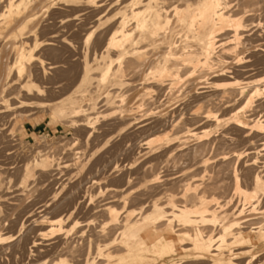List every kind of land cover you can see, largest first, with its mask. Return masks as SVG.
Wrapping results in <instances>:
<instances>
[{"label": "bare ground", "instance_id": "bare-ground-1", "mask_svg": "<svg viewBox=\"0 0 264 264\" xmlns=\"http://www.w3.org/2000/svg\"><path fill=\"white\" fill-rule=\"evenodd\" d=\"M263 10L264 0H0V118L5 119L9 117L8 115L10 114V112H14V110L33 106L35 103H38L36 101V98L45 96V90L43 89V91L42 88L40 89V87H38L39 85L36 83L38 80L53 81L54 79L52 80V77L49 79V75L52 72L53 74L56 73L57 75H60L58 77L62 78V76L67 77V75L70 74L75 75V73L78 71L80 72V77H78L79 80L76 82V87L74 89L72 88L73 90L60 101L59 105H57L53 109V114L56 118L55 124L61 122L63 123L65 120H67L66 122H68V124L73 127L75 126V128L82 127L83 129H86L87 142H89L94 134L97 133L96 126L100 123V121L109 119L100 116L103 115V112H99L98 99H93L91 97L92 99L89 98L90 100L88 101V104L84 105L81 97H77L76 94L80 93L83 88H88L90 90V85L94 84L93 81L97 79V77H95L94 79L95 74L96 76L97 74H99L98 80L96 81L98 82L97 84L106 85L107 83H110L113 84V86H115L117 90L114 95L109 94L107 96L104 101L105 104L103 105V107L116 103L114 99L119 98L122 105L116 108L114 116L111 118L123 120L126 116L129 117L128 122L125 124V126H122V129L120 128L117 135L121 136V134H125V132H127V130L131 128H135L137 131L141 130L147 132V134L150 133V136L152 135V133L155 134V136L153 135L154 139L147 142L146 140H148V136L143 134L144 136H147V139L144 140L145 144H143L144 146L141 145V148L147 146V150L149 148H152L150 146H152L153 143L157 142L158 144L160 143L159 146L161 149L164 148H162L161 146H165V148L169 149H166L168 153L166 150L164 151L166 152V155L169 153V155H171V153H174L176 152V150H178L177 146L179 147L180 144L182 145L183 142L179 141L181 142L180 144L176 142L184 138V133L186 134L187 132L189 133L188 135H190L194 131V129H192L193 126L200 127L197 125H204L206 123H210L209 125L212 124V127L216 128V132L219 130H223L221 132L224 133L223 135L219 134L220 136H225L228 138L230 136H235L234 134H236V136H239L241 134L243 136V139L245 140L243 141L246 142L247 145L251 140L250 137H261V147H264V44L262 45L260 43V45L258 42H256V39H258V37L262 38L259 32L263 31L260 30V27L257 30V25L256 32L252 30L254 27H252V29L250 27L254 24L253 22H255L257 18L258 21L261 18H264L262 16ZM251 23L253 24L251 25ZM253 36L254 38H252ZM255 36H257V38ZM75 41H77L78 45L80 43V45L77 46ZM100 43H102V45ZM256 43L258 45H256ZM41 53H47L48 55L54 56L56 58L60 56L63 59L66 58L67 53H76L78 55H81V59L78 60L79 62H76L77 60L74 61L75 63H73L75 65L73 64L71 66H69V63L67 65L63 62L64 64H66V68L70 67L66 69L63 66L64 64L62 65L60 61L57 62L56 58V61H53V63L49 62V64H47L48 62L46 63V60L42 59ZM70 58H74V56ZM67 59L68 58L64 60H66L67 62ZM70 60L68 62H70ZM70 64H72V62H70ZM63 68L65 69L63 70ZM56 74L54 75L56 76ZM211 80H217L218 83H220L215 84L217 81L211 83ZM125 90L128 91H126L125 93ZM88 93L90 94V92ZM80 94L78 96H82ZM127 101L129 107L125 109V107L123 106ZM192 105L195 106L193 107ZM190 111L195 112L194 114L190 113V116H188V113ZM83 115H85L86 118L84 120H78ZM144 116H147L146 121H141V118H143ZM186 116L190 117L188 118V122H184ZM181 124L188 127V129L184 127V129L186 128L187 130L183 134H181V132L183 131L179 129ZM181 128L182 130H184L183 127ZM170 129H175V132H173L174 135L181 131L180 136L182 135L181 137L183 138L181 139V137H179L180 139H178L175 136L169 135V132L167 130L170 131ZM177 129H179V131ZM137 131L134 130V133L136 134ZM156 133H162L163 135H156ZM212 133L213 132H205L203 135H193L194 137L196 136L199 143L203 142L197 148L194 147L195 149L193 151V156L196 157V160L198 157L202 158L201 161L197 164V167H199L198 165H201V167L206 168L212 163V159H210L208 156L209 153L213 151L214 143H217L215 142L216 139L213 140L214 143L212 142V138L210 137ZM135 134H133L132 132V136H135ZM137 134H139V131L137 132ZM177 135L179 136V133ZM208 136L211 139L209 138L210 141L206 142L209 140L205 139ZM214 137L215 135L213 136V138ZM219 138L217 137V139ZM135 141L136 140H134V142ZM222 141H220V143L218 141V144H215V147L219 144L221 145ZM109 143L110 141L106 142V144ZM175 143L177 144V146L174 145ZM125 144L126 142L124 143V145ZM135 146H137V144ZM135 146H133L132 149H135ZM186 146L189 147L188 143L187 145H185V147ZM215 147L214 151L217 148ZM150 150L147 151H149L150 154L153 153L154 149L152 148ZM138 151L137 153L140 154L144 150L141 152ZM147 151L145 153L143 152L145 156ZM161 151L162 150H160V152ZM252 151L253 149L248 148L246 150L244 149L236 151L233 153V157H231L235 158L238 162L245 160L242 167L244 166V168L247 169V175L249 174L252 178L249 179L252 181V184L250 183V188L243 186V180L245 181V179H243L244 173L241 172L243 173L241 177L239 170L235 168L237 162L234 164L235 170L232 169L233 174L228 171L225 172V174H232L233 187H230L233 188L235 194L241 196V198L246 203V207L247 204L252 203L253 205V203L255 202L258 203V205L253 207L254 212L255 210H257L256 208L260 206L261 202L264 201V160H262V163H259L258 158H256L258 155ZM120 152H123V150H120ZM157 152L158 150L155 153ZM180 152L182 153V151ZM189 152V149L188 151L186 150L187 154ZM184 153L185 152H183L182 154ZM190 153L192 154V151ZM175 154L171 155L172 158L171 156L169 158L168 156H166L168 158L167 160L170 161L171 159H173V156ZM191 154L189 155L191 156ZM213 154L214 152H212V155ZM216 154H218V152L215 153V155ZM180 155L181 154H179V157ZM220 155L221 154H218V159ZM228 155L222 156L223 162H227L229 160L227 157L230 158V156H232ZM253 155L257 156L254 157ZM182 156L180 158L184 159V157L188 155L184 157ZM194 157L193 159H195ZM214 157L212 156L213 161ZM175 158L177 160L178 156ZM33 159V163L32 161L31 163L33 164L34 169L40 173L39 175L43 179L51 177L53 175V171H59L61 169V164H55L53 163V160H50V157L48 155V147L46 149L44 148V150H37ZM218 159L215 160L217 161ZM136 160L138 159L136 158ZM232 160L233 159L230 160L231 163H233ZM194 161L195 160H193V162ZM159 162L160 161L158 160V163ZM217 162H214V164H216ZM228 162L227 165H225L227 166V169L230 170L228 166L230 167L231 164L229 162V165ZM30 164L26 165V169L23 172L22 177L24 184L31 177L35 176L34 172L27 168V166H30ZM259 164H261V166H258ZM193 165L191 166L193 167ZM192 167L191 169L196 168V166L193 168ZM219 167L221 166L219 165ZM132 168L133 167H130V169ZM222 168L223 166L220 169ZM244 168L242 169L245 170ZM112 170L113 172H116L118 170V166H115ZM130 171L129 173H131ZM222 172L223 171H218L217 174L213 173L214 176L212 177V184L214 182V178L219 181ZM182 173L183 172H181V174ZM210 174H212V172ZM160 176H155L153 180L158 181ZM175 176H177V173ZM129 177L130 175L126 176L128 180ZM131 177L134 178V176ZM126 178L124 179L126 182L123 181L124 184H127L128 182ZM133 178H130V180H133ZM172 179H175V181L178 180L180 182V178ZM171 181L169 180V182ZM202 181L204 182L205 180L203 179ZM219 182L221 183V181ZM245 182L249 184L248 179ZM215 184L213 185V188H216L217 186L221 187V184H218L216 186ZM208 185L210 186V184ZM208 185L203 186L208 187ZM223 185L226 184L223 183ZM123 186L122 188H124ZM167 186L169 187V184ZM198 186L200 188L199 184ZM199 188L198 190L200 192ZM217 188L215 190H217ZM203 189L204 191L207 190L205 188ZM222 189H225V186ZM170 190L168 192H170ZM213 190H211L213 193L209 191L212 194H207V190L206 196H212L213 194H215L214 196L220 195L221 197V195L224 193V190L223 192L220 191L221 194L220 192H218L219 194H217L215 190ZM132 191L134 193L135 190L133 189ZM123 192L124 191H122V193ZM158 192L160 193V191ZM226 192L229 193L228 191ZM133 193L131 195H133ZM147 194H149V192ZM173 194L174 193L172 192V195ZM172 195L170 193V198L167 199H171ZM174 196L175 194L173 195V197ZM188 197L189 196H187V198ZM233 197L230 196L229 199L232 201ZM93 198L90 197L91 200ZM129 198L132 200V197ZM56 200L57 199H55L54 201ZM62 200L63 199H61V201ZM80 200L79 203L81 202ZM206 200L209 199L207 197H204V195L199 199L201 204L206 203ZM219 200L222 202V198H219ZM74 201L76 200L74 199ZM128 201L129 200L125 201L126 203L124 204L127 205ZM169 201L170 200H168V202ZM225 202H222V204ZM55 203L57 202H54L53 204ZM48 204L49 202L45 203V206H42H44L46 209L50 205ZM71 204L75 203L71 202L70 205ZM89 204L91 203L89 202ZM76 205H78V203ZM157 205L161 206L160 203H158ZM184 205L186 206L187 204ZM226 205H229V203L226 202L225 205L223 204L224 207ZM42 206L40 209H42ZM50 206L52 207V205ZM120 206H122V204H120ZM219 207H221V205ZM108 208L112 210L110 211L106 209V211H109V220L106 219L107 223L105 222V226H103V228L100 226L101 230L99 229V231H97L98 229L95 228L97 232L92 230V232L89 231L91 232L89 234H80L81 232L79 231L80 233L78 234H80V236L79 241L77 242L70 239V237L72 236L71 234H73V231H75L73 227L69 228V230H66L67 232H62V230L64 229L62 225V218H56L54 220L49 219V221L48 219H46V217L43 219L41 218L42 220L38 219V217V220L34 221V225L37 227L49 225V228L51 229H49V231L51 233L55 234L56 232H61L62 236L65 235L66 237L62 239L63 242H60V245L57 247L61 252L69 253L73 257L78 256L79 262H77V260L76 264H136L140 260H150V257L155 256L160 257L161 255H165L167 256V258H172L183 254L181 243L179 240L180 238L187 240L189 244H191L193 247H195V249L199 251L203 250L204 244L211 246L214 242H216L217 244H229V238L231 241H233V243L231 244H234L236 242L235 238H237L238 236H243L244 240L253 242L261 231L264 232V229H260L258 232H255L257 229L254 227L253 229H251V231H253L251 236L247 237L245 236V233L241 231L243 230V228H241V224L243 223L239 224L236 222V227L240 228L236 233H234L235 227L232 224L231 227L222 230L220 236L215 239V237L205 232V228L201 224H206L210 220H213L215 222L217 220L219 221L218 218L220 213L218 214V218L216 215L208 216V214H206V211L198 213L197 216H193L194 214L192 215L190 213H187V211H182V207V209L180 210L181 212L178 215L174 214L172 218L173 220L178 219L181 222L190 225V227H182V229L179 228L176 230L175 226L170 227V225L174 223L175 220L168 221L169 219L162 211V209L160 210V208L155 207L153 213L148 214L149 216H146L143 226H139V222H137V220H135V223H125L123 219L127 216V214L124 212L126 216H124L122 222L125 223L126 230L123 231L130 236L131 241L134 240L135 244H132L131 241L119 244L117 236L115 238L113 231L108 230V233L105 231L108 228H111V226L113 227L115 223L120 219H118L119 213L117 210H113V207ZM125 208L129 209L128 206H126ZM149 208L151 209V207ZM233 208L231 210H233ZM248 208L251 209V207ZM49 209L50 210L47 209L48 212H51L53 208ZM76 209H70L71 211L69 210V213H66L64 210L62 212H64L63 214H68L67 218L70 219L71 217H73L72 215H75ZM145 209L144 211L146 212L147 209ZM227 210L228 213L227 211H224V214L230 213L229 209ZM262 210H264V208ZM95 211H97V209ZM103 212L105 211L103 210ZM173 212L175 211L173 210ZM233 212H235V210ZM243 212L244 210L240 213V216ZM53 213L54 212H52V214ZM141 215L143 216L144 214ZM229 215L231 216V214ZM244 215L246 214L244 213ZM223 216L224 218L226 217L225 215ZM228 216L226 218H228ZM156 217H162L163 219H166V225H164L163 223H161V225H163L162 227H159L160 224L159 226L158 224L156 225ZM224 218L222 217L220 219L224 220ZM226 218L225 220L228 221V219ZM223 220L221 222L224 223L225 220ZM226 221L225 224L227 223ZM121 223H119L118 225H121ZM229 223H231V221ZM57 228L58 230H56ZM22 229L23 228L19 230V233L22 232ZM114 229L116 230V227ZM30 230L27 231V233L31 232ZM76 231H78V229ZM118 231L121 230L118 229ZM22 233H20L21 236H23ZM118 233L120 234V232ZM122 233L120 234V236L122 235ZM262 235H264V233H262ZM38 241L36 240L31 243V247L29 250L31 254L29 255L30 259L32 256L35 257V254H37L38 250L36 248H38V246H41ZM18 242H20V240ZM18 246L20 245H17V248ZM32 249H36L35 254H33L34 251ZM214 251L215 250L208 249L207 253L210 254L208 256H213L211 255V252ZM197 256L199 259H202L203 257L202 255ZM62 257H64V259H62ZM62 257L61 260L59 258V261L56 259L58 264L70 263V259L69 262L68 260L66 261L68 257ZM259 257L253 256L246 263L244 261L243 264H251V262H253L254 264V262ZM233 260L237 261L235 257L233 258ZM256 262H258V260ZM208 264L219 263L215 261Z\"/></svg>", "mask_w": 264, "mask_h": 264}, {"label": "rangeland", "instance_id": "rangeland-1", "mask_svg": "<svg viewBox=\"0 0 264 264\" xmlns=\"http://www.w3.org/2000/svg\"><path fill=\"white\" fill-rule=\"evenodd\" d=\"M262 13H263L262 16L264 17V10ZM255 22H253L254 24L251 23V25L253 24L252 26H250L251 29H252V27H254L252 30L256 32L260 27L261 28L260 30L264 32V30H263L264 29V18H261L259 21L257 18L255 20ZM256 25L258 27L257 30H256ZM263 32H259V34L262 36V38L258 37V39L259 38L261 40L263 39L262 40L263 42L260 39H259V41H258V39H256V42H258L259 44L261 43L262 45L264 44V33ZM252 33H254V32H252ZM255 37L257 38V36H255ZM252 38H254V36ZM75 43L77 46L80 45V43H79V45L77 44V41H75ZM100 44L102 45V43H100ZM256 45H258V44L256 43ZM67 54H66V58H68L67 62H66V60H64L66 58L63 59L60 56L56 58L54 56L48 55L47 53H41V57H42V59L46 60V63L48 62L47 64H49V62L53 63V61H56V59H57V62L60 61L62 63V65L64 63H66L68 65V63H69V66L73 65L75 63L74 61L77 60L76 62H79L78 60L81 59V57H80L81 55H78L76 53L75 54L70 53L68 55ZM73 56H74V58H70ZM58 58H60V59L62 58L63 61H62V59L60 60ZM70 59H72L73 61ZM69 60H70V62H72V64H70V62H68ZM66 64H64L63 66L65 67ZM65 68H63V70ZM68 68H70V67H67L66 69H68ZM49 72H52V71H49ZM54 72H56V71H54ZM79 73L80 72L77 71L75 73V75L70 74V75H67V77L62 76V78H59L58 76H60V75H57L56 73H54V74H56V76L53 74V72L50 73L49 79L51 77H52L51 78L52 80L56 79L55 81L53 80L54 82L49 81V80H38L36 82L39 85L38 87H40V89L42 88V90L43 89L45 90V91L43 90L45 96H43V97L41 96V97L36 98V101L38 103H35L33 106L14 110V112H10V114L8 115L9 117H7L5 119L0 118V264H48V263L49 264H52V263L58 264L57 260L59 261V258L61 260L62 256H66V258L68 257L67 259L65 258L66 261L68 260V262L70 259L69 264H71L72 262H73L72 264H76V261L79 259L78 256L73 257L69 253L61 252L60 249H58V247H57L60 245V242H63L62 239L65 238L66 236L65 235L62 236L61 232H58V233L56 232L55 234L51 233L49 231V229H50L49 225L37 227L34 225V221H36L38 219L42 220L45 217L48 220L49 219L54 220L56 218H62V221H63L62 225H63V228L65 229V230L63 229L62 232H67L66 230H69V228L73 227L75 229V231H73L74 235L71 234L72 236L70 237V239L77 242V241H79L80 234H82V233L89 234L92 232V230L97 232V231H99V229L101 230V227L103 228V226H105L106 219L109 220V214H108L109 211L108 210H110V209L108 207H110V208L113 207V210H117L119 213L118 219L119 218L120 219L115 223L116 226L115 225L113 227L111 226L112 229L108 228L105 231L106 232L108 230L113 231L115 238L117 236V240L119 241L118 242L119 244L131 241L130 236L126 232L123 231V230H126L125 223L126 222L135 223L136 222L135 220H137V222H139L138 225L143 226L146 216H149L148 214L153 213L155 207L160 208V210L162 209V211L165 213V215L169 219L168 221H174L175 220V222L172 223L170 225V227L175 226L176 230L179 228L182 229V227H187V228L190 227V225L183 223L178 219L173 220V218H172L174 216V214L178 215L181 212L180 210L182 209V207L184 209V210L182 209V211H187V213H190L192 215L194 214L193 216H197L198 213H202V212L206 211V214H208V216L209 215L210 216L216 215L218 218V214L220 213L219 218H218L220 222L223 220L220 218H222V217L224 218L223 215H225L227 217L229 214H231V216H233V217H231L230 215L228 216V218L225 217L226 219H228V221H226L224 218V220L227 222L226 224H225L224 220H223L224 223L223 222L220 223L218 220L216 222L213 220H210L206 224H201L205 228V232H207L210 235H212L213 237H215V239H217L220 236L222 230L231 227L232 224L235 227L234 233H236L237 230L240 229L239 227H236L237 223H239V224L243 223V224H241V228H243V230H241V231H243L245 233V236H247V237L251 236V234L253 233V231H251V229H253L254 227L257 229L255 232H258L260 229H264V227H263L264 226V221H263V219H264L263 213L264 212H262V211H264V210H262L264 208V201L261 202V204L263 203L262 205L260 204V206H262V207L258 206L256 208L257 210H255L253 212V207L258 205V203L257 202H255L256 204L253 203L254 206L252 205V203L247 204V207H246L245 206L246 203L241 198V196L238 194H235L233 191V188L230 187V186L233 187L232 174H233V170H235V168L239 170L241 177L244 173L245 178L243 177V179H245V181H247V179H248L249 184L243 180V182L246 183V184L243 183V186L244 187L246 186L249 188L251 187L252 181L249 179H252V178L250 177L249 174L247 175V171H246L247 169H245L244 166L242 167V165H244L243 163L245 160L238 162V161H236L235 158H231V157H233L234 152L244 150V149L246 150L248 148V149H253L252 152H254L258 155V156L257 155H253V156L254 157L257 156L256 158H258L259 163H262L263 162L262 160H264V151H263L264 147H261L262 146L261 139H260L261 137L260 138L257 136H256L257 138L255 136H253V138L250 137L251 140L249 139L250 142L247 145L246 142H244L245 140L243 139V136L241 134L240 135L242 137L240 135H239L240 137L236 136V134H234L235 136H230L228 138L225 136H220V135H223L224 132H221L223 130H219V131H217L218 132L217 133L216 128H213L212 124L209 125L210 123H206L204 125L203 124L197 125L200 127H194L193 126L194 127V128L192 127V129H194L193 133L188 135L189 133L186 132V134L188 136L187 137L184 132L188 129V127L183 126L181 124L179 129H181V131H183V132H181V131H179V129H177L179 131L178 132L179 136L177 135L178 133L176 134L177 136L173 134V132H175V129L174 130L170 129V131L169 130H167V131L169 132V135L175 136L178 139H180L179 137L182 136V135L180 136V132H181V134L184 133V135L186 137L183 135L184 138L181 137V139L182 138L183 139L178 140L176 142L179 144L181 142H183L182 143L183 147L181 144L179 147L177 146L176 143L174 145L177 146L178 150H176V152L179 151L178 153L181 154L180 157L182 155H183L182 157H184L186 155H188V156L184 157V159L183 158L181 159L179 157V154L174 152V153H171V155L176 153L175 155L178 156V159L176 160L175 157H177V156H175V155L173 156V159H171L172 156L169 155L170 153L166 155L165 154L166 152H164L167 148H165V146H161L162 148L164 147L163 148L164 150L161 149L159 146L160 143L158 144L157 142L153 143L152 146H150V147H152L154 149V151H155V149H156V151L158 150V152L155 153L156 151L155 152L153 151V153L150 154V152L147 150H150L152 148H149L146 150L147 146L141 148V145L144 146L143 145V144H145L144 140L147 139V136H148V140H146V142L154 139V136H155L154 133H152V135L150 136L149 132H148L149 134H147V132L138 130L139 134H137L138 131L135 128H131V129H128L129 131L127 130V132H125V134L123 133V134H121V136L117 135L120 128L122 129L123 128L122 126H125V124L128 122L129 117L126 116L125 119H123V120H117V119L111 118L114 116L116 108L121 106L122 103L120 102L119 98H116V99H114V101H116V103L106 105L105 107H103V105L105 104L104 101L107 98V96L109 94L114 95L117 90H116L115 86H113V84H110V83H107L106 85L105 84H102V85L97 84L98 82H96V81L98 80L99 74H97V76L95 74L94 79H95V77H97V79H95L93 81L94 84L90 85V87H91V88L89 87L90 90L88 88L87 89L83 88L81 92L79 91L81 94L78 93V94H76V96L79 98L81 97L84 105H87L88 101L92 98L98 99L99 100V107H98L99 112H101V113L103 112V115H100V116L105 117L109 120H105V121L101 120L100 123L96 126L97 127V129H96L97 133L94 134V136L91 138V140L89 142H87V130L86 129H83L82 127H80V128L76 127L75 128V126L73 127V126L69 125L68 122H66L67 120H65L63 123L61 122V123L55 124L56 118L54 117V114H53V109L57 105H59L60 101L62 99H64L76 87L75 86L77 84L76 82L79 80L78 77H80ZM53 76H55V77H53ZM214 81H217V80H213V81L211 80V83H213ZM219 83L217 81L215 84H219ZM87 90H89V91H87ZM126 91H128V90H125V93H126ZM82 92H84V93H82ZM88 92H90V94ZM79 94L82 96H78ZM127 95H128V93H127ZM44 107H46V108H44ZM123 107H125V109H127V107H129L128 101L125 102V105ZM191 109H193V108H191ZM192 112L190 111L188 113V116H190V113L194 114L195 111H192ZM88 113H90V112H88ZM85 118H86V116L83 115L78 120H84ZM186 118H185L184 122H188V118H190V117L186 116ZM146 119H147V116H144L143 118H141V121H146ZM189 123H191V122H189ZM209 126H211V127H209ZM181 127H183V129H184V127H186L187 129L185 128L184 130H182ZM134 130L137 131L136 134L134 133ZM129 132H130V134H129ZM132 132H133V134H135V136L134 135L132 136ZM205 132H209V133L213 132L210 136L212 139L209 136L205 139L210 138L213 143H214L213 140L216 139L217 141L215 140V142H217V143H214V147H215V144H218V141L220 143V141H222L223 139L224 140L226 139L225 142H224V140L222 141L223 143L221 142V145L219 144L220 147H219V145L216 146L217 148L215 147L216 148L215 151H214V147H213L212 152H214V154L212 155V152H210L209 156H208L210 159H212V163L210 162L211 165L207 166L206 168L201 167V165H198L199 167H197V164L201 161L202 158L198 157L196 160V157L193 156L194 149L197 148L201 143H203V142L199 143V141H197L196 136L194 137L193 135H195V134L203 135ZM127 133H128V135H127ZM143 134L147 135V136H144ZM160 134L163 135L162 133H160ZM160 134L156 133V135H160ZM125 135H127L128 137ZM214 135H215V137L213 138ZM117 137H118V139H117ZM217 137L218 138L220 137V138L217 139ZM221 137H223V138H221ZM229 138H231V139H229ZM254 138H256V139H254ZM141 139H142V141H141ZM210 139L208 141H206V140H204V141L209 142ZM132 140H133V142H132ZM134 140H136V141L134 142ZM184 140H186V141H184ZM107 141H110V143L106 144ZM179 141H181V142H179ZM125 142H126V144L124 145ZM251 142H252V144H251ZM131 143H133V144H131ZM184 143H185V145H187V143H188L189 147H187V146L185 147ZM134 144L135 145L137 144V146H139L140 148L135 146ZM138 144H140V145H138ZM133 146H135L136 148L132 149ZM47 147H48V155L50 157V160H53L54 161L53 163H55V164H61V169L59 171H53V175L51 177H48L47 179H43L39 175L40 173L34 169L32 163L34 160L33 157H35V152L37 150H44V148L46 149ZM126 148H128V149H126ZM187 148L189 149L190 152L192 151V154L190 152L188 154L186 153V150L188 151ZM190 148H191V150H190ZM192 148H193V150H192ZM120 150L121 151L123 150V152H120ZM132 150H136V151H132ZM160 150H162V151L160 152ZM167 150H169V149H167ZM137 151L138 152L143 151L144 153L147 151L146 156L143 152H142L143 153V156H142V153L139 154V153H137ZM150 151H152V150H150ZM180 151H182V153L185 152L186 155H185V153L182 154ZM119 152H120V154H119ZM217 152H218V154H221L219 156V159H218V154L215 155V153H217ZM167 153H168V151H167ZM147 154H148V156H147ZM189 154H191V156ZM228 154L232 155V156H230V158L227 157L229 159L228 161L231 164L230 165L229 162L227 161L228 164L230 165V167L228 166V168H230V170L227 169V166H226L227 162L222 161V158H223L222 156L228 155ZM164 156L165 157L168 156V158L171 156V158H170L171 160L169 159L170 161H168L167 160L168 158L167 157L165 158ZM192 156L195 159H193ZM212 156L213 157L216 156V157H214V161H213ZM136 158L138 160H136ZM157 158L162 164L160 162L158 163ZM160 159H162V160H160ZM215 159H218L217 161H219V162H217ZM231 159H233L232 160L233 163H231V161H230ZM193 160H195L196 162L195 161L193 162ZM31 161H32V163H31ZM166 161H168V162H166ZM220 161H222V162H220ZM214 162H217V163L214 164ZM235 163L237 165H235V168H234ZM28 164H30V166H27V168L29 170L33 171L35 176L31 177L24 184L22 176H23L24 170L26 169L25 167ZM190 164L191 165L194 164L197 169L193 168L195 166L193 165V167H192ZM153 165H155L157 167V169ZM188 165H190V166H188ZM219 165L221 167L223 166V168L220 169L221 167H219ZM115 166H118V170H117L118 172L117 171L113 172L112 169ZM258 166H261V164H259ZM130 167H133L134 169L133 168L130 169ZM147 167H149V168L153 167V168L149 169ZM188 167H190V168H188ZM191 167L193 169H191ZM140 168H142V169H140ZM242 168H244L245 170H243ZM187 169H189V170H187ZM198 169H201V170H198ZM129 171L132 174L129 173ZM190 171H191V173H190ZM218 171H223L221 176H220V179H219V181H221V183L214 178V182L212 184L211 181H213V178H212L214 176L213 173L217 174ZM227 171L231 172L232 174L231 173H230L231 175L229 173L225 174V172H227ZM181 172H183V173L181 174ZM211 172H212V174H210ZM241 172H243V173H241ZM133 173H134V175H133ZM176 173H177V176H175ZM153 174H155V175H153ZM203 174L204 175L206 174V175L204 176ZM129 175H130V177L128 180V178H126V176H129ZM160 175H162V176H160ZM171 175H174V176H171ZM194 175H195V177L198 176L201 178H198V177L195 178ZM131 176H134V178ZM155 176H158V177L160 176V178H159L160 181L159 180L158 181L153 180V178ZM185 176H186V178H185ZM125 178L129 182V184H130V181L132 180V179L130 180V178H133V180L131 181L132 185L130 184V187H129L128 182H127V184L123 183V181L126 182L124 180ZM172 178H177V179L180 178V182L178 180H176L177 181L176 182L175 179H172ZM171 179H172V181H171ZM201 179L202 180L204 179L205 183ZM169 180L171 182H169ZM198 180H201V181H198ZM150 181H151V185H150ZM165 181L169 184V187L167 186L168 184ZM215 183H218L219 185L221 184V187H219V186H217L218 188L216 187L217 190H215L216 188H213V185ZM223 183L226 185H223ZM165 184H167V185H165ZM198 184L200 185V188H199ZM208 184H210V186ZM218 184H215V186ZM123 185H125V186L128 185V186L125 187ZM154 185H155V187H154ZM203 185H208V187H210V188H208L207 186L204 187ZM112 186H114V187H112ZM122 186L124 188H122ZM195 186H196V188H195ZM224 186H225V189H222V188H224ZM162 187H163V190H162ZM198 188L200 189V192H199ZM203 188L207 189L208 191L207 190L204 191ZM124 189L125 190L127 189V190L125 191ZM131 189L132 190L134 189L136 191V193H135V191L133 193V191ZM213 189L215 190V192L217 194H219L218 192H220V191L223 192V190H224V193H223L224 195L222 194L221 197H220V195L219 196L217 195L218 197L214 196L215 194H213L212 196L211 195L206 196L207 192H208L207 194H209V193L212 194L213 192L211 190H213ZM218 189H220V190H218ZM169 190H170V192H168ZM71 191H72V193H71ZM122 191H124V192L122 193ZM158 191H160V193ZM191 191H192V194H191ZM209 191H211L212 193ZM226 191H228L230 194L227 193ZM141 192L144 194H142ZM148 192H149V194H147ZM162 192H163V194H162ZM172 192L175 194L174 197H173L174 194L172 195ZM197 192H198V194L199 193L200 194L198 195ZM221 192H220V194H221ZM132 193H133V195H131ZM170 193H171L172 197H171V199H167V198H170ZM186 195L189 197L187 198ZM203 195H204V197H207L209 200H206V203L201 204L199 199L202 198ZM93 196H94V198H93ZM165 196H166V199H165ZM230 196L231 197L234 196L232 198V201L229 199ZM90 197H92L93 199L91 200ZM129 197H132V200ZM210 197H211V199H210ZM213 197H215V198H213ZM219 198H222V202H225L227 200L226 202H228L229 205H226L224 207L223 204L225 205L226 202L222 204V202L220 201L221 199L219 200ZM53 199L54 200L57 199V200L54 201ZM61 199H63V200L61 201ZM74 199L77 202L74 201ZM88 199H90L91 201ZM215 199H217L218 201ZM79 200L81 201L80 203H79ZM117 200L119 201V203ZM127 200H129L128 204L125 205L124 203H126L125 201H127ZM168 200H170L169 201L170 203L168 202ZM50 201H51V203L53 201L57 202V203L53 204L54 203L53 202L51 204ZM48 202L50 205H52V207L48 204L50 207L48 206V208L45 209V207H44L45 203H48ZM68 202H69V204H68ZM71 202L75 203V204L70 205ZM89 202L91 204H89ZM150 202H151V204H150ZM77 203H78V205H76ZM142 203H144V204H142ZM158 203H160L161 206L157 205ZM79 204H80V206H79ZM120 204H122V206L124 208L122 206H120ZM147 204H148V206H147ZM184 204H187V205L185 206ZM42 205H44V206H42ZM117 205H118V207H117ZM173 205L176 207H174ZM203 205H206V206H203ZM208 205H209V207H208ZM218 205L219 206L221 205V207H219ZM41 206H42V209H40ZM126 206H128L129 209L125 208ZM184 206H185V208H184ZM59 207H60V209H59ZM96 207H98V208H96ZM149 207H151V209ZM230 207H232V208L234 207L233 210H231L232 208H230ZM248 207H251V209ZM49 208H51V209L53 208L51 210V212L50 211L48 212V210H50ZM69 208L71 210L74 208L75 209L77 208L75 211V215H72L73 217H71L70 219L67 218L68 214H66V213H69L68 212L70 210ZM104 208H106L108 210L106 211V209H104ZM118 208H119L121 213L119 212ZM96 209H97V211H95ZM102 209L106 213L103 212ZM144 209L146 210V212L144 211ZM227 209H229V212H230L229 214H227L228 213ZM54 210H56V211H54ZM63 210L66 212L65 214H63L64 212H62ZM77 210H78V212H77ZM173 210L175 212H173ZM234 210H235V212H233ZM243 210H244V212L242 213V215H241L242 217H241L240 213ZM210 211L211 212L213 211L212 212L213 214ZM224 211H227V213H226L227 215L224 214L225 213ZM237 211H238V214H237ZM52 212H54V213L52 214ZM124 212L127 214V216L124 214ZM143 212H145V213H143ZM138 213H141L144 215L142 216L141 214H138ZM244 213L246 215H244ZM94 214H96V215H94ZM44 215H46V216H44ZM124 216H126V217L124 218ZM234 216L237 218L238 221L236 220V218ZM238 216L240 219L238 218ZM229 217H230V219H229ZM133 218H135V219H133ZM122 219L124 220L125 223L122 222L123 221ZM261 219H262L263 225L261 223ZM132 220H134V221H132ZM230 221H231V223H229ZM74 223H78V224H74ZM103 223H104V225H103ZM119 223H121V225L123 227L121 225H118ZM123 223H124V225H123ZM161 223L166 225L167 220L163 219L162 217H156L155 218V224L156 225L158 224V226L160 224L159 227H162L163 225H161ZM219 224L220 225L222 224V225L220 226ZM120 226H121V229H120ZM115 227H116V230L114 229ZM21 228H23L21 230L23 233L22 232H20V233H22L23 236H21V234L19 233V230ZM95 228H97L98 230L96 231ZM117 228L121 231H118ZM187 228H185V229H187ZM45 229H47V230H45ZM77 229H78V231H76ZM207 229H208V231H207ZM29 230L31 232L27 233V231H29ZM56 230H58V228ZM89 231H91V232H89ZM117 231L120 232V234L123 232L122 235L120 236V234ZM78 233H80V234H78ZM262 233H264V232L261 231L259 233V235L256 237L255 241H253V242H251V241L248 242V241L244 240L243 236H238L237 238H235L236 242L234 244H231V243H233V241H231L229 238V241H230L229 244H221V243L217 244L216 242H214L212 244V246L214 245L213 247L211 245L204 244L203 250H199V251L197 249H195V247H193L191 244H189V242L187 240L180 238L179 240H180L181 247H182V253H183L182 255H179L177 257H172V258H167V256H165V255H161L160 257L155 256V257H150V260H140L136 264H202L203 262H204L203 264H205V262H206V264H208L210 262H215V261L218 262L219 264H241V263L243 264L244 261L246 263L253 256H256V257L260 256L257 259L258 262H256L257 261L256 260L254 262V264H264V237H263L264 235H262ZM20 236H21V238H20ZM118 236H119V238H118ZM104 237H102V238H104ZM18 239L20 240V242H18L19 241ZM21 239H22V241H21ZM36 240L37 241L39 240L38 242L41 244V246H38V248H36V249H38L37 254H35L36 249H32L34 251L33 254H35V257L32 256L30 259L29 255H31V254H30L29 250L31 247V243L33 241H36ZM131 243L135 244L134 240L131 241ZM17 245H20V246H18V248H17ZM208 249L215 250L214 252H211L212 253L211 255H213V256H208V255H210L207 253ZM197 255H202L203 256L202 259H199ZM234 257L237 259V261L239 263L236 260H233ZM237 257H239V258H237ZM62 259H64V257H62ZM77 262H79V260ZM251 264H253V262H251Z\"/></svg>", "mask_w": 264, "mask_h": 264}]
</instances>
